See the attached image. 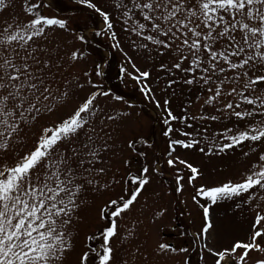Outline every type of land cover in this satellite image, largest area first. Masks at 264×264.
I'll use <instances>...</instances> for the list:
<instances>
[{"label":"snow or ice","instance_id":"snow-or-ice-1","mask_svg":"<svg viewBox=\"0 0 264 264\" xmlns=\"http://www.w3.org/2000/svg\"><path fill=\"white\" fill-rule=\"evenodd\" d=\"M117 56L119 83L159 110L160 157L128 135L136 105L107 84ZM181 150L238 153L239 167L209 182ZM156 177L164 193L150 191ZM186 189L202 212L191 243L140 242L166 214L159 198ZM193 254L264 264V0H0V264Z\"/></svg>","mask_w":264,"mask_h":264},{"label":"rangeland","instance_id":"rangeland-1","mask_svg":"<svg viewBox=\"0 0 264 264\" xmlns=\"http://www.w3.org/2000/svg\"><path fill=\"white\" fill-rule=\"evenodd\" d=\"M92 48H96V44H92ZM107 51L104 45H100L99 51L93 52L90 60L83 66L91 67L92 62H99L104 52ZM112 57L108 58L106 63H110V75L111 79L107 80L109 87L115 88L116 91L125 94L133 104L136 105L134 109H126L133 112V116L127 122V127L129 128L128 135H136L138 132H142L150 137V141L153 144V149H148L150 160L153 157H160L162 155L163 149L166 147V138L162 135V122L157 118L159 110L153 111L150 106L141 103V97L139 93H134L131 89L124 88L116 79L117 73V63L119 62V57L115 59ZM179 104V100L177 101ZM143 110L142 117L137 120L135 113ZM179 111V108H177ZM137 148H142L141 145H137ZM182 154L188 159L193 160L196 163H202L205 171V179L209 182H214L217 180L224 179L227 176L235 175L238 170V153L233 154L231 152L226 154H221L217 157H212L211 159L200 156L195 152H184L181 150ZM162 163V161H161ZM133 165L138 167L139 165L133 160ZM167 179V177H165ZM169 188L168 183H163L159 177L154 178L153 184L150 188L159 190L164 193L166 189ZM159 203H162L167 211L165 216L156 224H149L146 228L148 233L147 237L141 236L140 242L148 239L150 244L154 243L157 239L160 241H167L173 246L183 245L188 246L191 243L190 234L198 230L202 224V212L197 208L191 200V190L186 189L182 193L171 192V194L162 195L159 198ZM216 212L223 214L227 210V206L223 208L215 209ZM237 221L231 217V213H228L227 224L233 226ZM90 229L85 228L84 231H89ZM83 238V233L81 234ZM192 264H198V258L195 254L191 257Z\"/></svg>","mask_w":264,"mask_h":264},{"label":"trees","instance_id":"trees-1","mask_svg":"<svg viewBox=\"0 0 264 264\" xmlns=\"http://www.w3.org/2000/svg\"><path fill=\"white\" fill-rule=\"evenodd\" d=\"M99 51V50H98ZM113 58H111V61H112Z\"/></svg>","mask_w":264,"mask_h":264}]
</instances>
